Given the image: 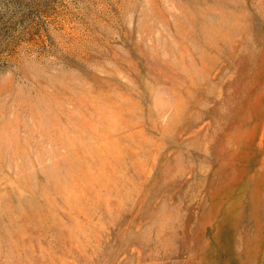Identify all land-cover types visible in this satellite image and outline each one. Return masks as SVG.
Segmentation results:
<instances>
[{"label":"rangeland","instance_id":"1","mask_svg":"<svg viewBox=\"0 0 264 264\" xmlns=\"http://www.w3.org/2000/svg\"><path fill=\"white\" fill-rule=\"evenodd\" d=\"M0 264H264V0H0Z\"/></svg>","mask_w":264,"mask_h":264}]
</instances>
